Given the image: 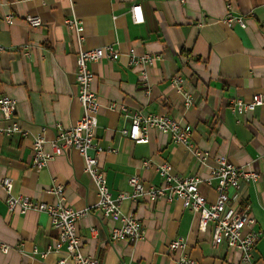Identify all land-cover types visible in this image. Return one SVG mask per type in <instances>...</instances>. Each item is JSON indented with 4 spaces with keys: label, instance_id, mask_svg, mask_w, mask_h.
Listing matches in <instances>:
<instances>
[{
    "label": "crops",
    "instance_id": "crops-1",
    "mask_svg": "<svg viewBox=\"0 0 264 264\" xmlns=\"http://www.w3.org/2000/svg\"><path fill=\"white\" fill-rule=\"evenodd\" d=\"M138 4L143 21L134 23L130 7ZM228 11L246 18V27L228 26ZM10 15L8 23L5 16ZM38 16L41 25L29 26L25 17ZM264 0H0V95L15 100L12 120L0 118V179H10L12 193L33 200L54 202L47 192L64 186V201L89 212L76 223L83 255L98 264H178L185 253L194 264H246L241 251L223 241L211 245V227L197 228L195 214L179 198L170 201L123 198V214H132L143 227L136 241L109 238L119 224L102 217L93 207L97 197L84 170L83 157L66 148L41 168L32 162L31 136L43 130L51 140L58 125L69 127L81 116L77 100L75 64L78 44L66 18L83 27V49L112 46L118 56L92 62L91 90L98 102L96 143L103 149L98 163L112 197L129 193L127 182L137 175L145 185H159L156 166L168 163L180 176L207 178L214 159L225 155L236 166L246 165L259 176L230 189L232 207L247 208L252 224L243 231L261 232L252 251L253 264H264V103L252 110L233 113L234 99L264 98ZM149 54L153 62L128 65V52ZM179 76L191 91L193 103L185 106L172 85ZM164 114L189 126L191 148L173 143L168 134L147 128V141L136 142L122 134L131 125V114ZM21 131L5 132L13 121ZM111 148L114 151H107ZM44 151H50L48 142ZM207 151L200 164L191 150ZM90 154H95L93 149ZM148 160L147 167L142 162ZM199 190L209 202L215 200L211 186ZM6 192L0 186V264H58L54 250L57 232L47 213L18 208L9 211ZM183 238V250H169L170 240ZM44 252L42 256L41 253Z\"/></svg>",
    "mask_w": 264,
    "mask_h": 264
},
{
    "label": "built area",
    "instance_id": "built-area-1",
    "mask_svg": "<svg viewBox=\"0 0 264 264\" xmlns=\"http://www.w3.org/2000/svg\"><path fill=\"white\" fill-rule=\"evenodd\" d=\"M131 17L134 23L143 21L142 11L138 4L130 7ZM8 23L12 22L10 15L5 16ZM26 23L31 27L41 25V19L38 16L28 15L25 17ZM224 22L228 26L237 25L241 28L246 27V18L242 15L234 14L228 11L224 17ZM64 24L67 28L74 31L78 51L76 53L75 81L77 86V100L81 106V116L74 124L69 127L58 125L56 132L51 140H46L43 136V130L31 136L32 162L35 168H41L50 159L60 155L66 148L72 147L83 157L84 170L94 185V191L97 201L91 207L97 209L102 217H113L119 221L109 232V238L112 241L128 240L136 241L143 237V227L141 223L132 214H123L120 211L119 203L123 198L137 200L147 198L156 200L164 198L168 201L179 198L184 208L192 211L197 219V228L204 231L207 226L211 227V245L218 246L225 242L229 248H236L241 251V261L246 264H253L252 251L255 243L261 236V232L247 230L243 228L247 224L253 223V218L247 214V208H234L230 204V189L239 188L243 182H255L258 179V172L248 168L246 165L236 166L231 163L225 155L214 159L213 166L209 167L207 178L203 179L196 175L180 176L172 172V167L164 162L156 166V171L161 180L159 185H145L137 176L131 175L127 182L130 186V192H120L116 197H112L106 185L105 176L101 170L97 155L103 151L96 143L94 130L97 126L98 102L96 95L91 90L92 72L89 65L92 62H99L104 58L113 60L118 56V51L112 46H101L92 49H83L81 44L84 40L83 27L75 18H66ZM261 24L264 25V17L261 18ZM5 50V46L0 44V53ZM128 65L132 67L151 64L153 57L149 54L136 55L135 50L131 48L128 52ZM183 81L179 76L172 78V85L181 93L185 106L193 103L191 91L183 88ZM264 103V98L259 94L252 96L251 100L246 102L241 99H234L230 102V109L233 113H242L254 109L256 106ZM16 102L14 99L0 95V118L3 120H12L15 112ZM131 125L128 130H122V134L136 142L144 143L147 141V128L153 127L158 131L168 134L173 143L185 145L191 148L189 142V126L181 127L178 122L164 114H148L142 116L132 113ZM0 131L2 129L0 128ZM7 132L21 131L27 135L28 132L20 130L17 122L14 120L4 130ZM49 143L50 151L43 149V144ZM93 149L95 154H90ZM107 151H114L107 148ZM200 164H206L209 159L207 151L198 149L191 150ZM149 161L142 162L143 167H147ZM201 183L212 187L215 192V200L209 202L204 195L200 193L199 185ZM0 186L6 192V205L9 211L15 208L19 212L25 213L28 210L42 211L48 214L53 228L57 235L54 242V250L60 254L58 264H98L97 258L86 256L81 253L80 237L77 234L76 223L89 212V208L76 209L64 201V186L52 185L47 192L55 197L54 202L48 203L33 200L28 196L12 193L11 181L4 177L0 179ZM186 242L183 238L170 240L169 250H183ZM2 252H7L9 246L0 243ZM42 256L44 252L41 253ZM178 264H194L185 253L178 259Z\"/></svg>",
    "mask_w": 264,
    "mask_h": 264
}]
</instances>
